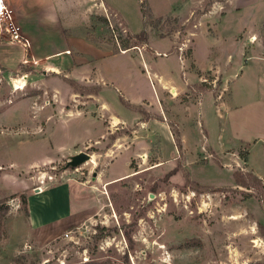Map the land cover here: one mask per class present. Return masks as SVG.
Wrapping results in <instances>:
<instances>
[{
  "label": "rangeland",
  "instance_id": "1",
  "mask_svg": "<svg viewBox=\"0 0 264 264\" xmlns=\"http://www.w3.org/2000/svg\"><path fill=\"white\" fill-rule=\"evenodd\" d=\"M61 22L0 27V264H264V0H61ZM67 178L96 207L42 240L30 196Z\"/></svg>",
  "mask_w": 264,
  "mask_h": 264
},
{
  "label": "crops",
  "instance_id": "2",
  "mask_svg": "<svg viewBox=\"0 0 264 264\" xmlns=\"http://www.w3.org/2000/svg\"><path fill=\"white\" fill-rule=\"evenodd\" d=\"M6 2L14 10L15 22L21 27L23 34L24 31L27 33V36H29V31L31 32L35 29H39V27L45 26L55 27L56 30L61 34V28L65 26L61 22V0H49L48 3H53V5L48 8V10H45L47 9V6L40 9H35V0H6ZM57 2H59L58 5ZM33 27H35V29ZM64 30L66 29H63V33ZM86 39L87 38L81 37V40H83L84 42ZM97 47L103 46L100 45ZM62 51H66V54H68L69 49H65ZM132 51L133 50L129 49L122 50L121 52L117 53H109L128 54ZM56 53H61V50L46 55H34L35 61H42V59H45V57L47 58L50 55ZM49 59L44 61L49 62ZM141 61L143 62L144 69L146 68V66L147 69H149L148 65L146 64V60L144 61V59L141 58ZM73 66L74 68L76 67L75 64H70L69 68H67L66 70L71 69ZM58 68L61 69V67ZM117 83L119 84V81H117ZM119 90L123 93L120 88ZM121 98L123 97H120V101ZM126 98L133 104H141L143 101H146L145 99L132 101L128 97ZM136 107L138 108V106ZM127 109L125 110L129 115L119 114L122 117V119L120 120H123V122L129 121V119L131 118V112L137 115V117L135 118H138V115H140V112H142V110H140L139 108L135 109V107L129 110ZM115 117L118 118V116ZM249 168L261 180H264V177L261 176V173H255V168L251 166H249ZM95 203L96 201L93 197L92 191L88 187V184L86 182L71 178L63 179L59 182L52 181V183H50L46 187H43V190L42 192H40V194L30 196L29 224L33 231L37 235H40V238L42 240L48 241L57 238H63L65 237L66 232H69V230H71L74 226L80 225L83 220L89 216V213L96 207Z\"/></svg>",
  "mask_w": 264,
  "mask_h": 264
},
{
  "label": "built area",
  "instance_id": "3",
  "mask_svg": "<svg viewBox=\"0 0 264 264\" xmlns=\"http://www.w3.org/2000/svg\"><path fill=\"white\" fill-rule=\"evenodd\" d=\"M6 24V29L11 33L12 38L22 42L25 45H30V41L27 37L22 35L21 27L17 24L14 20V10L11 8L6 0H0V27H3ZM40 190V189H39ZM96 230V228H95ZM76 230H70L69 232L65 233V237L69 238L70 240L75 241L76 235H73ZM85 258V257H84ZM88 258H85V260ZM62 264H66L65 261H61Z\"/></svg>",
  "mask_w": 264,
  "mask_h": 264
},
{
  "label": "trees",
  "instance_id": "4",
  "mask_svg": "<svg viewBox=\"0 0 264 264\" xmlns=\"http://www.w3.org/2000/svg\"><path fill=\"white\" fill-rule=\"evenodd\" d=\"M69 81H70L71 83H74L73 80H69ZM74 84H75V83H74ZM87 90H89V89H87ZM121 101H122L123 104H125L126 106H128V107H130V108H133V107H131V105H130L127 101H125V99L121 98ZM178 147H179V148L182 147V141H181V139L178 141ZM251 174L253 175V173H251ZM234 175H235L236 181H237L238 183H244V182H245V175H244L243 173H239V172H237V173H234ZM253 176H255V177L257 178V181H261V179H260L258 176H256L255 174H254Z\"/></svg>",
  "mask_w": 264,
  "mask_h": 264
},
{
  "label": "water",
  "instance_id": "5",
  "mask_svg": "<svg viewBox=\"0 0 264 264\" xmlns=\"http://www.w3.org/2000/svg\"><path fill=\"white\" fill-rule=\"evenodd\" d=\"M88 159H90V155L88 153L80 152V153L76 154L75 156H73L72 161H71V165L81 164Z\"/></svg>",
  "mask_w": 264,
  "mask_h": 264
},
{
  "label": "bare ground",
  "instance_id": "6",
  "mask_svg": "<svg viewBox=\"0 0 264 264\" xmlns=\"http://www.w3.org/2000/svg\"><path fill=\"white\" fill-rule=\"evenodd\" d=\"M90 160H91V157H90V159L88 161H90Z\"/></svg>",
  "mask_w": 264,
  "mask_h": 264
}]
</instances>
